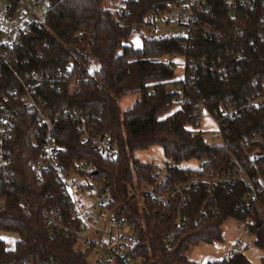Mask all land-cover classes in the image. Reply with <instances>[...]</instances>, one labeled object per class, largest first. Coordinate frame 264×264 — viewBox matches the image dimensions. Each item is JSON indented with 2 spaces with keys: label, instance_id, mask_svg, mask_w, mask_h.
I'll use <instances>...</instances> for the list:
<instances>
[{
  "label": "trees",
  "instance_id": "trees-1",
  "mask_svg": "<svg viewBox=\"0 0 264 264\" xmlns=\"http://www.w3.org/2000/svg\"><path fill=\"white\" fill-rule=\"evenodd\" d=\"M12 8L24 0H0ZM46 15L38 26L29 25L11 46L0 43V126L3 114L13 116L10 137L0 143V234L16 237L12 249L0 238V264H90L88 252L76 248L64 228L74 226L70 205L62 186L50 169L39 175L32 165L41 160V135L37 112L29 110L11 90H20L12 70L67 72V81L51 87L42 82L37 90L38 111H76L90 125L94 116L97 132H106L116 142V160L104 158L90 143L81 142L79 119L58 122L52 132L59 163L70 168L75 162H90L109 189L119 217L135 226L138 243L133 257L146 264H196L186 253L199 244L221 243V226L229 219L250 220L251 244L262 253L264 264V108L244 107L245 97L264 84V17L262 0L254 6L237 5L227 15L224 0H212V9L202 20L222 32L218 39L200 32L190 36H142L141 46H132L133 25L144 17L162 12L174 0H137L130 4L124 25L112 19L107 0H46ZM209 2V0H207ZM211 2V0H210ZM184 60V75L175 80L174 63ZM97 67L91 71V66ZM225 66L227 78L218 80L210 72ZM74 90L70 92V81ZM255 81L257 86H252ZM139 98L125 111L119 101L129 95ZM177 100H183L177 104ZM233 106L237 114L221 117L219 134L237 144L246 139L247 153L239 147L229 150L208 144L199 129L198 110L209 113ZM38 132L37 144L32 136ZM159 147L170 177L161 185L166 190L188 181L191 174H221L236 166L229 152L242 161L249 182L237 178L229 191L222 185L212 189L214 200L206 198L207 185L191 184L182 210L185 228L178 232L175 202L161 206L149 196H131L143 185L153 184L154 165L134 157L136 152ZM196 162L199 169L183 167ZM177 165L183 167L178 169ZM195 170L196 173H190ZM250 183V184H249ZM253 193L255 194L253 196ZM54 210L58 224L48 227L46 214ZM58 227H61L58 229ZM174 236L169 249L163 240ZM241 249L207 264H251Z\"/></svg>",
  "mask_w": 264,
  "mask_h": 264
},
{
  "label": "built area",
  "instance_id": "built-area-1",
  "mask_svg": "<svg viewBox=\"0 0 264 264\" xmlns=\"http://www.w3.org/2000/svg\"><path fill=\"white\" fill-rule=\"evenodd\" d=\"M137 0H107L106 9L111 13L112 19L124 25L125 20L130 16V4ZM227 9V15L233 14V9L237 5L254 6L256 0H224ZM264 7V0L261 1ZM46 0H24L23 4L17 8H12L4 1H0V43L11 46L15 44L20 34L26 32L31 24L38 26L40 21L46 15ZM212 0H174L170 2L164 11L153 13L143 18V20L133 25L132 35L137 38L142 36L159 35L157 38L164 37L159 34L160 30L166 26H178L184 30L183 36H190L200 32L206 38L218 39L222 32L217 30L214 25L208 24L202 20L201 15L207 14L212 9ZM261 25L264 27V17L261 18ZM172 36V35H168ZM167 36V37H168ZM166 37V36H165ZM1 54V53H0ZM1 56V55H0ZM176 57L166 58L165 65H171ZM225 66L210 71L218 80L227 78ZM67 70L65 72H27L22 75L12 70L13 75L18 79L19 91L11 90L15 97L28 107L29 110L36 111L37 119L40 125H44L45 129L41 135L42 152L41 160L32 165L33 171L39 175L42 170L50 169L59 184L62 186L63 196L67 198L70 205L71 220L74 224L72 228H64L69 238L74 241L76 248L88 252V260L90 264H146V260L140 257H133L132 251L138 243L135 226L130 223L127 218L119 217L118 210L113 206V199L109 189L104 184V180L98 175L95 166L90 162H75L70 168H65L59 163L58 154L60 147L57 145L52 134L58 122L69 121L73 118L79 119L77 126L80 133L81 142H88L92 148L102 155L104 158L116 160L119 156V149L116 142L106 132H97L94 116L92 123L87 124V119L82 117L76 111L73 112H57L55 114H42L38 111L37 101L41 100V95L38 93L37 87L40 83L46 82L51 87L58 85V82L67 81ZM75 81H70V92L74 90ZM252 86H257L255 81ZM183 100H177V104ZM244 107L248 109L264 108V84L259 86L254 93L245 97ZM202 113H207L209 118L217 125V133L220 138L219 143L213 146H220L226 150L232 147H239L245 156L250 158L247 153V145L249 142L242 139L237 144L229 143L219 134V122L221 117L237 114L236 108L233 106H223L218 111L209 113L205 108L198 110V120L200 122ZM13 127V116L11 114H3L2 124L0 126V143L10 137V131ZM38 132L33 134V145H36ZM254 140L264 141L261 138ZM209 144V143H208ZM211 145V144H210ZM229 156L236 161V166L225 173L221 174H205L201 178L191 174L188 181L177 184L166 190L160 189L166 179L170 177L166 169L163 159L157 160L150 158L147 163L154 165L152 170L153 184L143 185L140 190H131L130 195L140 197L142 195L149 196L159 206L163 207V212L171 202L177 204L175 229L178 232L181 228H185V216L182 210L188 200V195L185 192L191 184L204 182L207 187L208 200H214L212 189L218 184L222 185L226 191H229L233 182L237 178L245 179L249 182L245 170L242 168L241 160L232 152ZM177 168L183 169L177 165ZM192 168V167H191ZM200 165H195L192 169H199ZM196 173L195 170H192ZM250 184V183H249ZM255 194L253 193V196ZM141 198V197H140ZM60 218L57 212L50 210L45 217V224L48 227L58 224ZM251 225L250 220L236 221V233L239 238L250 237L248 227ZM61 227H58V229ZM174 242V236L170 235L163 240L164 249H169ZM247 242V240H246ZM228 254L227 256H229Z\"/></svg>",
  "mask_w": 264,
  "mask_h": 264
},
{
  "label": "rangeland",
  "instance_id": "rangeland-1",
  "mask_svg": "<svg viewBox=\"0 0 264 264\" xmlns=\"http://www.w3.org/2000/svg\"><path fill=\"white\" fill-rule=\"evenodd\" d=\"M184 33V30L179 28L178 26L172 25V26H166L163 27L159 34H162L163 36L168 35H182ZM159 35H155V37H158ZM141 39L137 38L135 35H132L131 41L132 46L134 48H139L141 46ZM174 62V68H175V74L174 78L175 80H181L184 75V60L183 58L176 57L173 60ZM97 67L96 64H93L91 66V71ZM139 98L138 94H129L125 97H123L119 101V108L121 111H125L128 109L137 99ZM200 131L202 132L204 140L211 144V145H217L219 143V136L217 133V125L214 121H212L207 113H202V117L200 120ZM134 157L142 162H147L150 158L154 157L157 160L163 158V153L159 147H153L146 151L142 152H136L134 154ZM197 165L196 162L191 161L187 163H183V167H192ZM221 233H222V242L221 243H214V244H199L196 247L190 248V250L187 252L186 256L193 260L196 264H207L208 261L212 260H221L224 257H226L228 254L233 252L235 249H241L245 241H250V237L245 238H239L238 234L236 233V221L234 219H229L223 225L221 226ZM5 242L7 244H12L13 238L10 236H7L4 238ZM240 244L237 248L236 246ZM246 255L249 259V261L252 264H260L259 257L262 255L260 251H258L256 248H254L251 243L248 246V250L246 252Z\"/></svg>",
  "mask_w": 264,
  "mask_h": 264
},
{
  "label": "crops",
  "instance_id": "crops-1",
  "mask_svg": "<svg viewBox=\"0 0 264 264\" xmlns=\"http://www.w3.org/2000/svg\"><path fill=\"white\" fill-rule=\"evenodd\" d=\"M131 107V106H130ZM129 107V108H130ZM222 234V233H221ZM7 236H10V237H12L13 238V241H12V244H7L6 242H5V240H4V238H6ZM0 238L1 239H3L4 240V242H5V245H6V247L8 248V249H12L13 248V244H14V242H15V239H16V237L14 236V235H11V234H0ZM251 241H252V239H250V241H248V243L245 241V243L243 244V246H242V248L243 247H245V250L243 251V254L245 255V257L248 259V257H247V255H246V252H247V250H248V246H249V244L251 243ZM203 244V243H202ZM214 244V243H213ZM240 244H238L237 246H236V248L239 246ZM252 245V244H251ZM253 246V245H252ZM187 254V253H186ZM262 256V255H261ZM261 256L259 257V261H260V258H261ZM188 258V257H187ZM189 259V258H188ZM190 260V259H189ZM249 260V259H248ZM190 261H192V262H194L193 260H190ZM212 261H214V260H212ZM195 263V262H194ZM251 263V262H250ZM252 264V263H251ZM258 264H259V262H258ZM260 264H261V262H260Z\"/></svg>",
  "mask_w": 264,
  "mask_h": 264
}]
</instances>
